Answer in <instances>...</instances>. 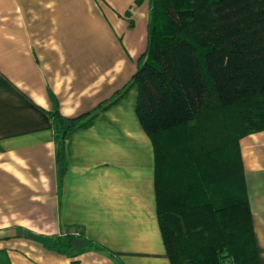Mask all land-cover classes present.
Wrapping results in <instances>:
<instances>
[{"label":"crops","instance_id":"crops-1","mask_svg":"<svg viewBox=\"0 0 264 264\" xmlns=\"http://www.w3.org/2000/svg\"><path fill=\"white\" fill-rule=\"evenodd\" d=\"M151 4L0 0V264H172L132 84ZM55 110L92 117L66 137L63 163ZM241 151L264 264V130Z\"/></svg>","mask_w":264,"mask_h":264},{"label":"trees","instance_id":"trees-1","mask_svg":"<svg viewBox=\"0 0 264 264\" xmlns=\"http://www.w3.org/2000/svg\"><path fill=\"white\" fill-rule=\"evenodd\" d=\"M132 84L172 264H262L241 139L264 130V0H152ZM52 116L63 163L66 137L92 117Z\"/></svg>","mask_w":264,"mask_h":264}]
</instances>
